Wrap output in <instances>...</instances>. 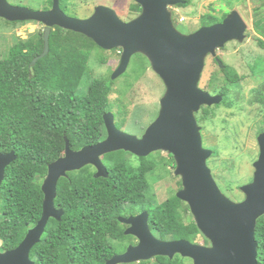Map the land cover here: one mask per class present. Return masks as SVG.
<instances>
[{
  "label": "trees",
  "instance_id": "trees-1",
  "mask_svg": "<svg viewBox=\"0 0 264 264\" xmlns=\"http://www.w3.org/2000/svg\"><path fill=\"white\" fill-rule=\"evenodd\" d=\"M185 2L177 6L187 7L189 1ZM47 3L51 5L52 0ZM59 5L64 12L65 0H59ZM130 11L140 14L141 7L135 3ZM227 14L218 17L211 9L201 16L199 28L220 23ZM253 26L261 36L258 45L264 49V18ZM42 33L25 40L16 38L6 57L0 59V154L14 152L16 156L6 167L0 185V252L14 250L40 219L42 181L48 165L64 154L65 142L68 141L71 150L78 151L104 140L106 113L119 118V123L115 121L117 129L122 130L125 123L124 105L119 99L110 101L113 80L94 79L85 85L84 91L80 90L93 52L105 50L81 34L54 27L48 40V54L31 65L43 50ZM135 56L143 73L146 58L141 54ZM219 71L225 81L219 88L221 104L229 107L228 94L238 77L224 64ZM217 83L213 76L210 79L213 91ZM213 115V109L203 107L196 121L201 123ZM152 154L142 158L124 151L113 152L102 157L106 178H95L91 166L60 178L54 207L62 210L63 215L59 221H48L40 242L30 252V259L35 264H103L104 258L111 255L106 235L113 236L117 231L112 228L109 216L117 213L124 203L150 213L149 220L159 240H192L199 234L193 220L188 225L182 221V215L189 209L175 195L158 204L150 199L149 178L158 170V161L151 158ZM127 155L134 160L127 159ZM169 159L173 168L171 155ZM159 179L160 176L153 181ZM116 234L124 237L122 231ZM254 238L257 262L264 264V216L256 222ZM102 252L108 255L102 257ZM185 260L180 256L171 260L156 257L150 264H184Z\"/></svg>",
  "mask_w": 264,
  "mask_h": 264
},
{
  "label": "water",
  "instance_id": "water-1",
  "mask_svg": "<svg viewBox=\"0 0 264 264\" xmlns=\"http://www.w3.org/2000/svg\"><path fill=\"white\" fill-rule=\"evenodd\" d=\"M133 1L141 7V12L131 21L123 22L113 9L105 6H97L86 19H76L65 15L59 0H52L50 9L45 11L16 7L0 0L1 19L43 25V50L31 65L48 54L51 30L59 27L89 38L102 50H121L119 65L111 80L123 75L131 58L141 54L165 86L159 115L141 137L117 129L113 113H106L104 140L78 151L71 150L68 141L65 142L64 155L48 165L41 185L40 219L14 250L0 252V264H35L30 259L32 248L40 242L48 221H59L63 215L62 210L54 207L59 179L86 166L95 169V178H106L102 157L117 151L142 158L158 151L172 156L174 175L181 181L176 198L186 203L197 230L209 246L186 240L156 239L147 227L148 214L143 212L125 220L131 224L125 235L136 236L137 245L128 247L125 253L105 264H131L156 257L171 260L175 255L191 259L192 264H258L254 233L257 220L264 215V132L257 138L260 154L254 164L253 181L240 187L244 199L234 202L220 191L212 177L206 164L212 151L203 148L195 118L200 107L222 101L221 95L211 96L197 87L205 57L210 54L216 58L215 51L230 41L242 42L246 24L236 11H231L220 23L182 35L174 29L167 8L184 5L185 0ZM217 63L223 68L220 61ZM15 159L14 152L0 154V185L6 167ZM140 219L141 228L136 229L135 222Z\"/></svg>",
  "mask_w": 264,
  "mask_h": 264
},
{
  "label": "rangeland",
  "instance_id": "rangeland-1",
  "mask_svg": "<svg viewBox=\"0 0 264 264\" xmlns=\"http://www.w3.org/2000/svg\"><path fill=\"white\" fill-rule=\"evenodd\" d=\"M6 1L12 6L25 7L33 11H45L51 6L48 5L47 0ZM188 1L187 7L176 5L167 8L174 29L182 35H189L198 30L201 16L211 9L218 17L224 12L236 11L246 24L245 37L242 42L230 41L223 48L215 51L216 57L226 67L232 69L238 77L235 87L228 94L231 106L221 104L222 101L217 105H211L214 115L197 124L205 132L203 136L201 135L202 146L214 151L212 158L207 161L208 166L210 165L208 168H212L211 174L214 181L228 199L240 202L244 199L240 186L247 183L251 171V164L248 162L257 151L255 129L259 118L255 113H257L258 106L252 103L248 94H250V89H259L264 84V49L258 45L261 36L256 33L253 26L255 21L264 18L263 0ZM134 4L133 0H65L64 12L68 17L86 19L93 14L97 6H105L113 9L121 21L128 22L139 15L130 11V6ZM41 31H43V25L37 22L11 24L0 18V59L6 57L8 49L16 38L25 40ZM120 56V49L93 52L80 90L84 91L85 85L91 80L112 79L111 76L119 65ZM98 59L103 62L99 63ZM136 62L138 59L134 55L126 72L113 80L110 101L119 99L125 107L126 117L121 131L141 137L159 115L160 100L165 94V86L152 70L147 59L143 73ZM135 75H140V77L136 79ZM213 76L218 79L214 91L210 84ZM224 85L225 81L219 68L213 63V57L208 54L204 59L197 87L215 96L219 95V88ZM223 102L225 103V99ZM199 114L200 111L195 113V118ZM115 121L119 123V118ZM126 158L134 160L129 155ZM151 158L158 161V170L149 178L152 187L150 199L158 204L171 195L176 196L181 189V181L179 176L174 175V167L172 168L169 164L171 160L167 152H155ZM158 176L161 179L153 181ZM185 214L183 215L188 221L193 220L191 215ZM198 240L200 241L199 238ZM184 264H190V262L185 260Z\"/></svg>",
  "mask_w": 264,
  "mask_h": 264
},
{
  "label": "flooded vegetation",
  "instance_id": "flooded-vegetation-1",
  "mask_svg": "<svg viewBox=\"0 0 264 264\" xmlns=\"http://www.w3.org/2000/svg\"><path fill=\"white\" fill-rule=\"evenodd\" d=\"M259 60V59H258ZM217 61H220L217 57L216 58H213V63L219 68L218 66V63ZM260 61V60H259ZM222 64L223 62L220 61ZM220 69V68H219ZM222 69V68H221ZM250 94L249 97H250V100H252V103L253 104H257L258 106V109H257V113H255L256 115H258V118H259V121L256 125V129H255V135H256V143H257V151H256V154L255 156L253 157H250L251 159L249 160L248 164H251L250 166V174L247 178V184H250L252 181H253V177H254V172H255V168H254V164L256 163V161L258 160L259 158V154H260V147H259V144H258V141H257V138L258 136L264 132V84L261 85V88L259 89H256V90H249ZM220 95V94H219ZM239 95V94H238ZM261 95V96H260ZM222 96V95H221ZM263 96V97H262ZM238 99H239V96H237ZM262 100V102H261ZM222 103V102H221ZM203 107H207V106H202L200 107V110L203 108ZM209 109H212L213 107H208ZM199 110V111H200ZM199 124V123H197ZM203 133H205L203 131V129L201 128L200 129V134L203 136ZM202 138V137H201ZM204 148V147H203ZM205 149H209L211 150L209 147L205 148ZM212 151V155L210 158H212L213 156V153L214 151ZM209 158V159H210ZM208 161V160H207ZM207 164V162H206ZM211 164H213V162H211ZM234 164V163H233ZM208 166V164H207ZM210 166V165H209ZM208 166V167H209ZM210 169V168H209ZM211 172H212V168L210 169ZM213 176V175H212ZM217 184V183H216ZM241 187V186H240ZM143 212H147L148 216H147V227L151 233V235L153 237H155L156 239H158L155 235H154V226L151 225L150 223V220H149V217H150V213L147 211V210H144V209H141L140 207H136V206H132L131 204H123L121 205L120 209H118V212L115 213V214H112L109 216V221L111 223V226L113 229L117 230L116 232L119 233V231H122L123 234H124V237H117V234L116 232L113 234V236L110 234V236H107L106 235V238L109 242L110 245H107L109 248H111L110 250V257L109 258H104V263L107 261V260H110L112 257L114 256H117V255H121L123 253L126 252V250L128 249V247L130 246H136L137 243H138V239L137 237L135 236H132V235H125V231L131 226L130 224H127L125 222V220L127 219H133V218H136L138 216L141 215V213ZM186 213V212H185ZM188 216H190V212L186 213ZM185 214V215H186ZM264 216V215H263ZM124 220V221H122ZM182 221H184V224L185 225H188L190 221L187 220V218L182 215ZM141 223H142V220L140 219L139 221L135 222V228H141ZM198 238L200 239V241L198 240ZM106 240V239H105ZM175 240H186L188 241L189 243H192V244H198V245H202V246H209V243L207 242V240L204 238L203 235L200 234H197L192 240H189V239H170V240H166V241H175ZM162 241V240H161ZM107 243V242H105ZM108 254L105 253V252H102L101 253V256L102 257H106ZM175 256H179V255H175ZM174 256V257H175ZM173 257V258H174ZM182 258V257H181ZM186 260H188L190 262V264H192V260L189 259V258H184ZM155 260V258L147 261L150 263H152L153 261ZM142 261L140 262H136V263H131V264H140ZM103 263V264H104Z\"/></svg>",
  "mask_w": 264,
  "mask_h": 264
}]
</instances>
